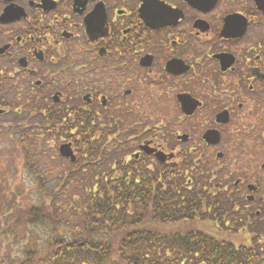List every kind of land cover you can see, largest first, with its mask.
Listing matches in <instances>:
<instances>
[{"label": "flooded vegetation", "instance_id": "obj_1", "mask_svg": "<svg viewBox=\"0 0 264 264\" xmlns=\"http://www.w3.org/2000/svg\"><path fill=\"white\" fill-rule=\"evenodd\" d=\"M0 79V116L110 117L128 164H203L264 221V0H0Z\"/></svg>", "mask_w": 264, "mask_h": 264}, {"label": "trees", "instance_id": "obj_2", "mask_svg": "<svg viewBox=\"0 0 264 264\" xmlns=\"http://www.w3.org/2000/svg\"><path fill=\"white\" fill-rule=\"evenodd\" d=\"M6 87L7 81L0 79L4 107L9 105L4 98ZM60 111L44 116L42 129L33 128L32 117H24L23 142L65 138L73 143L78 158L70 161L64 179L80 163L94 176L80 197L83 205L74 207L71 214L53 200L29 207L28 222L48 226L49 238L42 253L31 250L19 264H264L263 236L256 229L247 230V220L236 209L240 202L221 192L223 186L205 165L190 161L189 173L183 175L175 165H158L152 171L146 165L128 164L119 157L124 138L117 124L105 130V119L110 117L75 115L66 107ZM104 151L109 160L116 153L112 164L101 161L97 166ZM34 157L37 154L27 152L30 168L39 165ZM74 216L78 224H71ZM147 220L208 221L214 234L161 233L142 228ZM107 233L113 234L114 242L101 236Z\"/></svg>", "mask_w": 264, "mask_h": 264}, {"label": "rangeland", "instance_id": "obj_3", "mask_svg": "<svg viewBox=\"0 0 264 264\" xmlns=\"http://www.w3.org/2000/svg\"><path fill=\"white\" fill-rule=\"evenodd\" d=\"M64 84H69L68 80L62 86ZM63 89L69 90V86L63 87ZM69 94L70 92L66 91L68 97ZM4 96L7 97L6 92ZM64 98L65 96L62 97V99ZM71 102V100L67 101V103ZM26 116L27 113L25 112L21 116H15L13 112L0 116V264H19L20 259L31 250L37 253L44 251L49 238V227L41 223L32 224L28 222V212L26 211L30 206L53 200V204L63 207L66 214L69 212L71 214L74 212V207L83 205L80 197L82 198L85 186L94 176L93 170L80 163L77 164L74 172L69 173L64 179V171L71 167L70 161L63 158L59 153V146L65 141V138L54 137L47 140L42 137L37 140L35 138L33 141L23 142V132H27V128H23L21 121L24 122ZM31 122H33V119ZM129 144L130 151L136 150L137 144L135 141ZM124 151L119 154L122 159H126L130 152L127 151V154H125ZM27 152L37 154V157L33 158L36 159L34 162L39 164L37 167L30 168L27 165V160H25ZM115 154L114 152L109 155V160L108 157H105L104 151V156L97 161V166L101 161L104 165L106 161H110L112 164ZM218 166L217 163H213L212 172ZM225 170H227L226 166L224 171L220 172L221 175L226 174L227 171ZM40 176L44 182L43 185H39L41 181L38 177ZM218 180L223 186L221 192L234 200L236 191L239 189L234 185L235 181L223 178ZM74 197V200L77 198L76 202L73 200ZM70 221L71 224L80 222L78 216L70 218ZM199 221L161 223L147 220L148 223L145 221L141 224V227L152 228V230L172 235L173 233H186L191 230L212 233V222ZM144 224L146 227H144ZM37 228L44 230L46 239L42 243L37 236ZM254 229L262 233L264 221L257 220L247 228L248 231ZM103 235L105 236L104 240L115 241L113 234L107 233L101 236ZM100 238V236H97V239ZM43 263H46V261Z\"/></svg>", "mask_w": 264, "mask_h": 264}, {"label": "water", "instance_id": "obj_4", "mask_svg": "<svg viewBox=\"0 0 264 264\" xmlns=\"http://www.w3.org/2000/svg\"><path fill=\"white\" fill-rule=\"evenodd\" d=\"M6 14H9V11L7 10ZM6 14H4L2 16V19H5V16ZM56 101H59V96L57 97L56 96ZM1 113H4V110L0 108V114ZM212 135V133H208L206 136L207 138H209L210 136ZM209 136V137H208ZM213 136V135H212ZM186 137V136H185ZM184 137V139H185ZM142 148H145L147 150V152L151 153L152 150L151 149H148V144L147 145H144ZM59 151H60V154L63 156V157H66V158H70V160L72 162H75L77 157H76V154L72 148V144L71 143H63L60 148H59ZM161 153H158L157 154V157H158V160H162L164 161V158L160 155Z\"/></svg>", "mask_w": 264, "mask_h": 264}, {"label": "clouds", "instance_id": "obj_5", "mask_svg": "<svg viewBox=\"0 0 264 264\" xmlns=\"http://www.w3.org/2000/svg\"><path fill=\"white\" fill-rule=\"evenodd\" d=\"M36 232H37V236L40 238V241L41 243L43 242L44 239H46L45 237V233H44V230L40 229V228H37L36 229Z\"/></svg>", "mask_w": 264, "mask_h": 264}]
</instances>
